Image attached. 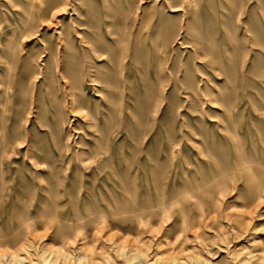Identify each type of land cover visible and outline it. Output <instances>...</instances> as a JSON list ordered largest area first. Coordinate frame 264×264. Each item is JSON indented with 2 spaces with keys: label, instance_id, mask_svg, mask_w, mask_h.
<instances>
[{
  "label": "rangeland",
  "instance_id": "rangeland-1",
  "mask_svg": "<svg viewBox=\"0 0 264 264\" xmlns=\"http://www.w3.org/2000/svg\"><path fill=\"white\" fill-rule=\"evenodd\" d=\"M0 264H264V0H0Z\"/></svg>",
  "mask_w": 264,
  "mask_h": 264
}]
</instances>
